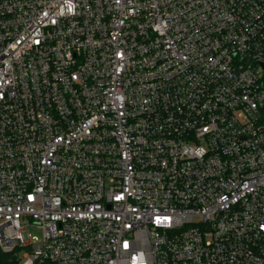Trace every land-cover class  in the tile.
<instances>
[{
    "label": "built area",
    "instance_id": "obj_1",
    "mask_svg": "<svg viewBox=\"0 0 264 264\" xmlns=\"http://www.w3.org/2000/svg\"><path fill=\"white\" fill-rule=\"evenodd\" d=\"M0 264H264V0H0Z\"/></svg>",
    "mask_w": 264,
    "mask_h": 264
},
{
    "label": "rangeland",
    "instance_id": "obj_2",
    "mask_svg": "<svg viewBox=\"0 0 264 264\" xmlns=\"http://www.w3.org/2000/svg\"><path fill=\"white\" fill-rule=\"evenodd\" d=\"M27 230L31 235H36L39 238L42 236V229L36 225L27 226Z\"/></svg>",
    "mask_w": 264,
    "mask_h": 264
}]
</instances>
